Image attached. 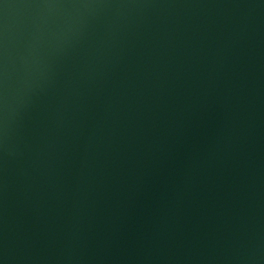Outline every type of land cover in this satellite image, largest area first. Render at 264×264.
<instances>
[{"label":"water","instance_id":"water-1","mask_svg":"<svg viewBox=\"0 0 264 264\" xmlns=\"http://www.w3.org/2000/svg\"><path fill=\"white\" fill-rule=\"evenodd\" d=\"M0 264H264V0H0Z\"/></svg>","mask_w":264,"mask_h":264}]
</instances>
